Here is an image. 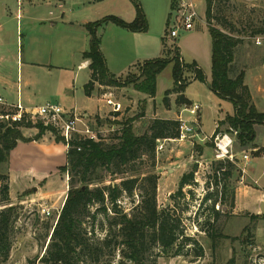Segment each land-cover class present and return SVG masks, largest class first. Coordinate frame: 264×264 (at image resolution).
I'll return each mask as SVG.
<instances>
[{
  "label": "rangeland",
  "instance_id": "1",
  "mask_svg": "<svg viewBox=\"0 0 264 264\" xmlns=\"http://www.w3.org/2000/svg\"><path fill=\"white\" fill-rule=\"evenodd\" d=\"M61 1H65L68 7L76 4L75 0ZM134 1L140 6L144 5L151 17L150 29L143 34L144 41L151 43L158 39L160 42L161 37L164 36L165 50L161 57L171 59L173 54L170 50L178 47L186 65L184 76L176 88L177 92H172L168 96L170 101L168 105L164 99L167 91L174 86V63H169L158 75L154 98L147 97L142 92L137 93V90L134 92L133 84L123 85V83L128 78L131 80L141 78L143 63L157 56L147 60L135 59L130 63L133 58L128 55V44L125 41L120 44V37L106 26L100 28L99 36L112 75L121 85L97 84L94 89L95 95L89 100L80 93L73 95V91L70 90L71 70L75 72L76 63L82 60L80 53L75 52L85 45L83 35L85 30L61 23L57 18L58 0H52L51 3H48V0H35L32 7L35 6L34 8L42 11L38 13H34L28 0H0V95L6 100L16 101L18 94L21 95V91L26 90V81L31 79L35 82L34 87L41 91L40 94L42 93L43 96L39 94V101H34L32 104L21 97L25 105L34 106L53 102L66 110L76 107V113L83 115L84 110L97 113L100 109L101 112H106L109 107L103 100L104 95L112 93L113 97L123 105L121 111L114 112L118 115H114L110 110L102 115L106 120L105 123L99 121L101 116H95L89 122L84 120L106 143L117 142L122 123L132 118H134L132 122L134 133L142 135L149 131L154 120L174 118L182 113L183 120L194 126V131L189 134L191 136L183 140L158 139L155 159L150 160L146 157L145 164L136 167L143 171L152 170L159 176L163 174L158 184L159 208L172 203L171 195L179 189L178 178L181 172L188 173L194 170L191 185L184 188L185 197L180 201L179 211L183 212L185 217L188 234L196 237L202 244L204 256L197 258L192 251L187 255H175V249L171 248L168 252L160 254L156 260L155 256L151 255L149 264H264L262 208L259 207L260 213L257 211L252 213L244 207L237 208L236 202L235 206L231 207L229 194L225 201L220 200L223 185L227 186L228 193L234 191L235 200L240 187L250 193L262 191L264 149L254 151L245 148L235 128L229 124L220 125V133L228 134L234 140L233 152L236 160L235 162L223 160L225 169L231 170L232 175L225 179L221 177L218 186L213 184L212 175L217 164L214 160L217 152L214 134L217 125L219 126L227 116L234 114V105L232 101L218 97L209 87L212 73V39L209 27L213 26L237 41L233 49L231 76L235 77L241 71L246 73L244 83L249 84L246 86L250 94V102L254 105L256 103L259 112H264V45L256 43L257 37L264 36V33H257L260 28H264V0H213L210 20L206 16V0H193L201 19L196 20L192 30H181L175 38L169 34V28L175 21V15L172 14L173 2L168 1V15L163 26H160V20L156 19V11L158 12L160 4L166 1ZM118 5L123 8L122 16L125 18L128 17L129 10H136L133 0H110L95 10L96 14L92 19L101 20L111 15L119 17L114 14ZM122 16L121 18L124 19ZM32 17H36V20ZM111 26L126 34L128 32L118 25ZM86 45H89V41ZM194 62L204 71L206 82L194 79L192 67ZM72 64L73 66H69L68 70L61 68ZM84 72L88 71L85 70L82 74ZM187 83L188 86L183 92L181 85ZM79 88L80 84H77L76 89ZM179 97L195 100L202 106L201 110L197 115H192L187 110L192 105H179L177 102ZM42 98L46 100H41ZM6 112H8L7 108L0 106V114ZM173 120L179 121V119ZM35 125L53 128L45 125L41 120L36 121ZM254 128V143L264 146V125L256 124ZM22 131L27 139H31L37 136L39 128L35 126L22 128ZM160 144L163 145V149L158 150ZM200 148L202 153L199 151ZM260 148L262 147H258ZM243 151L248 154L251 152L252 157L259 156V158L252 159L246 164L242 159ZM227 162L232 166L226 164ZM7 170V163H0V184L4 182L1 178L7 176ZM69 179L68 174L59 170L49 184L45 181L35 183L32 184L34 187L22 193L17 191L19 186L14 179L13 199L10 197L8 179L10 201L20 207V215L14 232L11 233L10 255L6 261L0 259V264H41L40 259L48 247L52 229L67 196ZM135 197L137 199V196ZM131 203V199H124L127 208ZM43 208L50 210L51 215H43L41 213ZM206 232L216 234L217 238L212 240ZM99 234L102 236L103 232ZM90 236L88 234V237Z\"/></svg>",
  "mask_w": 264,
  "mask_h": 264
},
{
  "label": "trees",
  "instance_id": "2",
  "mask_svg": "<svg viewBox=\"0 0 264 264\" xmlns=\"http://www.w3.org/2000/svg\"><path fill=\"white\" fill-rule=\"evenodd\" d=\"M136 17L126 22L117 16H107L89 23V48L83 57L89 59L92 71L91 80L84 86L85 94L91 96L95 84L121 85L109 71L107 60L101 50L98 29L108 22L126 28L132 32H147L149 23L142 7L133 0ZM177 0H173L174 8ZM213 0H206V16L212 15ZM212 39V73L210 89L220 98L233 102L234 114L227 116L220 125L229 124L238 131V137L247 149L258 148L254 143L255 125H264V112H259L250 102L248 87L244 83L246 73L241 71L231 76L233 49L237 41L220 29L209 27ZM257 33H264L260 28ZM165 50V49H164ZM171 59L163 57L147 60L141 68V78H128L123 85L133 84L139 92L154 98L157 91V77L171 62L173 65L174 86L165 96L169 104V94L177 92L186 65L180 49L170 50ZM194 79L206 82V75L194 62ZM188 83L181 85L185 92ZM179 105H188L187 98H178ZM118 115V114H116ZM134 118L122 123L118 141L106 143L99 140L75 138L69 143L67 164L60 168L68 174L69 189L63 207L52 229L51 240L40 259L41 264H149L151 255L155 260L160 254L175 249V255H187L190 251L197 258L204 256L202 244L187 232L183 212L179 211L180 201L185 197L184 188L191 185L194 170L184 173L179 189L171 195L172 203L163 208L158 205V184L160 176L152 170L143 171L136 167L145 164V158L155 159L158 139H178L180 122L173 119H156L149 131L136 135L133 131ZM28 127H34L29 124ZM217 127L214 136L220 133ZM39 133L35 138L27 139L22 128L0 122V163L9 161L10 152L19 141L38 140L47 131H51L55 140L64 139L54 128L37 126ZM260 148L257 151H260ZM202 153V148L199 149ZM228 161V160H227ZM226 164L231 165L230 162ZM154 166V164H153ZM232 166V165H231ZM231 170H226L223 161L214 166L213 184L218 186L220 178H229ZM0 184V259L6 261L10 255L11 233L19 218L20 207L13 205L9 197L8 175L2 176ZM6 181V182H5ZM221 201L229 194L230 206H235V193H228L222 186ZM218 191V190H217ZM137 196V199H135ZM131 199L126 207L124 199ZM217 214L219 212H216ZM253 217V216H252ZM99 232H103L100 236ZM212 240L216 234L206 232ZM88 234L91 236L88 237Z\"/></svg>",
  "mask_w": 264,
  "mask_h": 264
},
{
  "label": "crops",
  "instance_id": "3",
  "mask_svg": "<svg viewBox=\"0 0 264 264\" xmlns=\"http://www.w3.org/2000/svg\"><path fill=\"white\" fill-rule=\"evenodd\" d=\"M34 1L35 0H28V4L31 6V8L34 9V13L42 12L39 8L38 9L34 8L35 6L32 7V3H34ZM58 1H59V4H58L59 15L57 16V18L61 21V23L65 26H78V27H81L85 30V34H83L85 45L82 47L81 50L78 49L75 52V53H80V56H81L80 58L82 60H80L78 63H76L77 65H76V71L75 72H74V70H71L72 77H71V81H70V85H71L70 90L73 91V95L76 93L77 94L80 93V94L84 95V97L87 100H89V99H92L95 94H94V90H93L91 96H87L85 94V90H84V86L91 80V74H92V71L89 68L91 61L89 59H86L83 57V53L85 51H87L89 48V45H86V42L89 41V33H88L87 28H86V25L89 23L95 22L92 19L93 18L92 16L94 14H96L95 10L100 8V6H102L104 3H106L110 0H75L76 4H74L73 7H68L66 5L65 1H61V0H58ZM164 1H166V2H164L163 4H160L158 12L156 11V19L160 20V24H161L160 26H163V22L168 15V7H167L168 1H169V3L173 2V0H164ZM51 2H52V0H48V3H51ZM141 7H142V9L146 15V18H147L148 23H149V29H150L151 17H149V14L147 13L144 5H142ZM115 10H117V11H114V14L119 15V17L121 18L122 14H124L123 13L124 11H122L123 8L121 7V5H118ZM127 14H128V17H126V18L124 16H122L125 19V20L124 19L123 20L126 22H132L136 17V10H134V11L129 10L127 12ZM113 16H116V15H113ZM32 19L36 20V17H32ZM98 20L99 19H97L96 21H98ZM167 24H168V22H167ZM111 25H116V24L113 22H108V23H105L104 25H102L100 28H102L103 26L109 27L108 29H111L113 32L116 33V35L118 37H120V44H122L123 41H125L128 44V46H129V47H127V48H129L128 55L133 58L132 61H130V63L134 62L135 59L141 60L143 58H146L145 60H147L148 58H154L153 56H157L155 58H159L164 54V49H165V37L164 36L161 37L160 42L158 39H155L151 43L149 41L145 40L147 42V43H145L144 38H143V34L147 33L148 31L147 32H132V31H129L127 29L128 32L126 34L125 32H122V31L116 30L115 28H112ZM100 28L97 31L98 36H99ZM162 28H164V27H162ZM124 29H126V28H124ZM99 38H100V36H99ZM100 40H101V38H100ZM101 50H102V52H103V54L107 60V65H108L109 71L112 74L111 69H110V64L108 62V57H107L105 50H104V47H103L102 40H101ZM180 52H181V50H180ZM75 53H73V54H75ZM183 61H184V59H183ZM30 64L33 65L32 63H30ZM69 66L72 67L73 64L67 65L66 67H61V68H63L64 70H68L70 68ZM85 70H87L88 72L87 73L84 72L82 74V72ZM48 71H52V70L48 69ZM26 83H27L26 90L23 89L21 91V97H23V99H25L27 101V103H29V104L30 103L32 104V102H34V101L35 102L39 101V94L41 91H39L37 88L34 87V84H35L34 80L28 79V81H26ZM77 84H80L79 89H76ZM97 84L98 83L95 84V88H96ZM247 85L249 86V84H247ZM250 89H251V87H250ZM133 91L135 92L136 90H133ZM138 92L139 91H137V93ZM0 96H2V95H0ZM40 96L41 97L43 96L42 93L40 94ZM146 96L149 97L147 94H146ZM186 98L189 101L191 100L190 101L191 103L188 104L187 106L196 103L195 100H192L189 97H186ZM41 100H46V99L42 98ZM7 101L11 102V103L16 102V101H10L8 99H7ZM255 106H256V103H255ZM82 108H84V107H82ZM201 108H202V106H201ZM64 109H66V108H64ZM68 110H70V111L75 110L76 111V107H71V109H68ZM109 111H110L109 108L106 112H101L100 109H98L97 113H95L94 111L90 112V111L84 110L83 115L85 116V118L88 122L92 121L93 117H95V116H101L102 118H100L99 121L101 123H105L106 120H105V118H103L102 115L104 113H108ZM113 114L116 115L115 113H113ZM181 114L182 113L177 114L174 118H169V119H179L180 116L182 117ZM217 127H218V125H217ZM52 134H53L52 132L46 131L42 135V137L38 140H31V141H27V142L19 141L17 146L10 152L9 161L7 162V168H8L7 175L9 177V181H10V197H11V199H13L12 188H13V180L14 179H16L15 181L17 182V184L19 186L17 191L19 193H22L26 189H30V188L34 187L32 184L44 182V181L49 184V181L51 180V178L54 175H56L57 172H59L61 167L65 166L67 164L68 146L62 141L61 142L56 141L55 136ZM257 146L264 148L263 145H257ZM204 151H205V149H204ZM262 157L264 159V155H262ZM256 158H259V156L258 157H252L248 163H250L252 161V159H256ZM246 164H247V162H246ZM244 171L246 172V169ZM183 174H184V172H181V174L179 175L178 181H180ZM162 178H163V174L160 175V180H162ZM257 184L259 185V183H257ZM261 188H262V191L259 190L257 193H250V192L243 191L242 188L240 187L236 193V200H235L236 207L237 208L238 207H244V209H247L248 211H251L252 213H254L255 211L258 212L259 207L261 209V206L264 203V186H261ZM258 213H260V212H258Z\"/></svg>",
  "mask_w": 264,
  "mask_h": 264
},
{
  "label": "built area",
  "instance_id": "4",
  "mask_svg": "<svg viewBox=\"0 0 264 264\" xmlns=\"http://www.w3.org/2000/svg\"><path fill=\"white\" fill-rule=\"evenodd\" d=\"M173 13L175 15V21L171 28H169V34L174 38L178 36L181 30H192L196 20L201 19L197 5L193 0H177L172 11V14ZM256 43L257 45H264V36L257 37ZM103 100L110 108L111 113L119 112L123 109L122 103L113 97L112 93H106ZM0 106H5L8 110L5 114H0V122L8 123L7 125L9 126L17 125L20 128H29L27 125L33 124L35 126L36 121L41 120L45 125L52 126L64 139L68 147L69 143L75 138L83 140L91 139L95 141L100 139L99 133L84 122V120H86L84 115L77 114L75 110H66L53 102L34 106L25 105L21 99V95L18 94L16 102L13 103L8 102L4 97L0 96ZM200 109L201 106L194 103L191 108L187 110L192 115H197ZM179 122V138L183 140L191 136L189 134H192L194 131V126L184 121L181 116ZM233 142L232 136L228 134L223 135L221 133L217 134L215 136L217 152L214 160L218 162L227 159L228 161L235 162L236 155L233 152ZM161 149H163V145L160 144L158 150ZM252 150L257 151L258 148ZM250 154L243 151L242 159L247 163L252 158ZM41 213L43 215H51L50 210L47 208H43Z\"/></svg>",
  "mask_w": 264,
  "mask_h": 264
},
{
  "label": "water",
  "instance_id": "5",
  "mask_svg": "<svg viewBox=\"0 0 264 264\" xmlns=\"http://www.w3.org/2000/svg\"><path fill=\"white\" fill-rule=\"evenodd\" d=\"M261 208H262V210H263V212H264V203L262 204Z\"/></svg>",
  "mask_w": 264,
  "mask_h": 264
}]
</instances>
